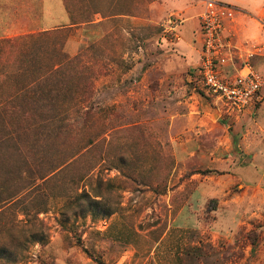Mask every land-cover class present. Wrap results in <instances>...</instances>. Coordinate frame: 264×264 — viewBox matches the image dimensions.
<instances>
[{
	"label": "rangeland",
	"instance_id": "1",
	"mask_svg": "<svg viewBox=\"0 0 264 264\" xmlns=\"http://www.w3.org/2000/svg\"><path fill=\"white\" fill-rule=\"evenodd\" d=\"M185 8L0 0V264H264V178L227 169L243 117L169 63Z\"/></svg>",
	"mask_w": 264,
	"mask_h": 264
},
{
	"label": "crops",
	"instance_id": "2",
	"mask_svg": "<svg viewBox=\"0 0 264 264\" xmlns=\"http://www.w3.org/2000/svg\"><path fill=\"white\" fill-rule=\"evenodd\" d=\"M196 1L198 2L199 8L193 4ZM204 1L205 0H163L165 4L185 6L188 13L192 11L194 14L196 8L199 9V13L195 16L191 13L193 17L180 20V24L177 27L180 38L177 39L173 36L174 39L171 40L175 49L173 57L169 61L170 65L175 64L178 59L182 61L185 69L200 63L202 39L199 32V15L203 9ZM217 1L230 4L234 7L235 18L232 22L228 23V28L231 33L234 34V39L241 49L246 51L251 43L261 47V52L252 58V64L256 71L264 78V0ZM178 18L180 19V17ZM185 22L190 23L189 27L185 26ZM263 89L264 86L262 90ZM261 92L250 109L241 115L243 117L239 120L241 123L236 125L237 129H239L236 134H240L238 136V146L242 152L238 154L239 157L237 158L236 154L231 157L233 165L227 168L231 170L230 174L233 180L238 182L239 187L246 192L252 189L254 191L259 189L261 187L260 183L264 178V105L261 108L258 120H252L249 116L256 107V102L262 100L263 96ZM196 152L197 151L192 150L188 152L187 156L184 155L182 159L188 162L197 155ZM240 160L244 162L240 163ZM260 163L261 167L257 169V164L259 165ZM209 169L211 172L205 175L203 181L200 182L199 188L203 192H206L205 195L211 194L212 192V195L214 196L215 194L216 196V193L219 191L217 186L218 183H220L218 170L223 169L212 163L209 165ZM213 182L217 185L214 186Z\"/></svg>",
	"mask_w": 264,
	"mask_h": 264
},
{
	"label": "built area",
	"instance_id": "3",
	"mask_svg": "<svg viewBox=\"0 0 264 264\" xmlns=\"http://www.w3.org/2000/svg\"><path fill=\"white\" fill-rule=\"evenodd\" d=\"M169 19V31L179 39L177 16ZM235 18L230 4L205 0L199 15L202 54L199 75L203 89L230 116L239 117L250 109L264 86L252 58L261 52L257 44L243 51L236 43L228 23Z\"/></svg>",
	"mask_w": 264,
	"mask_h": 264
},
{
	"label": "trees",
	"instance_id": "4",
	"mask_svg": "<svg viewBox=\"0 0 264 264\" xmlns=\"http://www.w3.org/2000/svg\"><path fill=\"white\" fill-rule=\"evenodd\" d=\"M43 32H45V31H43ZM7 201H8V198L3 199L2 201H0V203L7 202Z\"/></svg>",
	"mask_w": 264,
	"mask_h": 264
}]
</instances>
